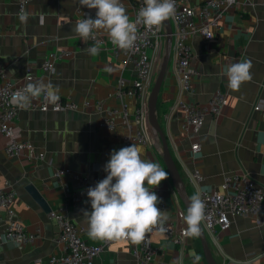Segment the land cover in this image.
Returning a JSON list of instances; mask_svg holds the SVG:
<instances>
[{
  "label": "crops",
  "instance_id": "0c3cea01",
  "mask_svg": "<svg viewBox=\"0 0 264 264\" xmlns=\"http://www.w3.org/2000/svg\"><path fill=\"white\" fill-rule=\"evenodd\" d=\"M200 7L206 0H187ZM132 0H122L127 15L133 20ZM95 9L79 4V0H31L25 12L26 23H21L17 0H0V71L13 81H23L31 74L33 83H52L63 99L77 104L75 111L43 113L29 108L20 109L15 136L31 142L44 160L36 162L23 156L9 159L4 154L8 139L0 133V186L6 182L16 192L14 215L8 216L0 208V236L9 222L20 219L27 232L39 229V237L32 244H10L0 240V264H49L53 256L65 253L57 242L59 228L49 213L32 198L26 188L33 185L51 210L68 205L72 221L84 230L90 244H100L87 234L82 210L91 211L86 190L105 178L103 166L112 150L136 144L142 155L158 163L167 171L160 142L152 133L151 143L141 145L129 139L130 130L120 115L115 127L102 126L104 110L127 106L132 116L135 100L122 101L112 96L121 78L134 77L131 65L125 66L122 57H114L107 46H100L96 56L85 53L95 43L83 41L74 31V25L84 14L95 17ZM100 37L107 36L103 30ZM189 42L193 48L191 67L194 91L181 88L172 55L163 81L157 106V116L167 135L172 154L180 164V171L191 198L200 188L223 192L222 182L227 175L247 174L264 189V0H239L237 7L225 14L212 40L194 35ZM66 51L55 60L53 74L43 70L42 63L50 54ZM250 60L252 79L239 90L228 87L226 69L230 64ZM106 67L111 71H106ZM221 90L229 98L228 107L221 116L208 117L200 135L202 152L196 159L190 153L191 135L183 127L184 114L175 108L177 100L203 104ZM90 101L92 106L83 103ZM100 102L103 112L95 107ZM262 103V109L255 106ZM70 170V175L56 177L58 170ZM197 169L203 175L198 186L188 179V172ZM86 179V182L81 179ZM155 191L165 204L169 222L176 227L184 225L186 209L170 177ZM77 198L75 203L73 200ZM219 245L212 247L218 264H264V209L261 217L237 216L231 218L229 228L219 234ZM152 243L156 249L157 264H193L190 253L200 257L198 264H207L198 237H186L183 244L155 233ZM135 257L131 244L119 240L107 248L94 264H133Z\"/></svg>",
  "mask_w": 264,
  "mask_h": 264
},
{
  "label": "built area",
  "instance_id": "2783aa9c",
  "mask_svg": "<svg viewBox=\"0 0 264 264\" xmlns=\"http://www.w3.org/2000/svg\"><path fill=\"white\" fill-rule=\"evenodd\" d=\"M30 2L31 0H17L19 12H25ZM238 2L239 0H206L200 7H195L189 4L187 0H175L176 12L174 17L170 18L174 32L172 55L175 58L176 72L184 92L192 93L194 91L193 76L196 74V71L191 67L193 48L189 42L190 38L200 34L205 40H212L225 14L234 10ZM131 4L133 21H135L138 10L143 6V0H132ZM86 16L95 18L90 14H84L80 20ZM137 28V41L134 48L128 51L113 46L108 36L100 37L95 32L96 39L102 42L101 46H107L114 57H122V63L125 66L131 65L134 70V77L130 80L121 78L112 94L114 98L120 101L125 97L135 100L136 108L132 116L124 104L121 110L116 108L104 110L105 118L102 126L113 129L116 125L115 118L120 115L129 127V139L137 144L148 145L151 143L153 133L148 120V102L164 54L166 35L164 24L154 31L147 30L143 25H138ZM67 54L63 50L50 54L42 63L43 70L53 74L56 70L55 60ZM33 81V76L28 74L22 82H15L4 71H0V133L9 141L4 148V154L9 159H20L23 156L34 162L45 159L44 154L38 152L31 142L18 140L15 136V126L21 108L11 102V97L16 90L22 89L27 83ZM228 104L229 98L221 90L215 92L203 104L184 100L176 101L175 108L184 114L183 127L191 135L190 153L193 159H196L202 152L200 135L207 118L221 116ZM83 105L87 108L92 106L90 101H85ZM262 106V103L257 104L255 110H261ZM95 107L98 111L103 112V106L100 102H97ZM28 108L43 113H58L75 111L78 106L61 96L55 104H51L46 102L42 95L32 99ZM64 175H70V170H58L55 176ZM188 179L192 184L198 186L204 180L202 173L197 169L188 172ZM81 181L86 182V179L82 178ZM221 187L223 192L204 188H200L198 191L206 205V219L201 224L211 247L219 245V234L229 228L232 217L256 216L260 218L264 209V189L247 174L227 175ZM73 201L76 203L77 198H74ZM15 202L16 192L6 182L4 186H0V208L8 216H13ZM158 207L163 210L165 204L161 202ZM49 217L56 222L59 228L57 242L63 244L65 248V253L62 256L51 257L49 264H94L97 257L119 241L104 240L95 245L88 243L84 237V230L72 221L68 205L51 210ZM164 227L163 233L159 231L158 227H154L146 233L145 242L139 245L132 244L128 239H120L133 247L135 257L133 264H157V252L152 243V235L155 233L163 234L181 244L186 240L184 235L185 221L184 225L179 228L166 221ZM39 233V229L34 233L27 232L23 222L16 219L9 222L5 232L0 236V240L10 244H32L39 237ZM36 264H41V262L38 261Z\"/></svg>",
  "mask_w": 264,
  "mask_h": 264
},
{
  "label": "clouds",
  "instance_id": "9594fccd",
  "mask_svg": "<svg viewBox=\"0 0 264 264\" xmlns=\"http://www.w3.org/2000/svg\"><path fill=\"white\" fill-rule=\"evenodd\" d=\"M79 4L96 10L95 18L86 16L73 27V31L83 41H95L92 47L84 50L89 56H96L100 51L102 42L96 39L95 32L103 30L113 46L128 51L134 48L137 41L138 25L154 31L174 17L176 12L175 0H143V6L133 21L127 15L122 0H79ZM28 18L26 12L19 14L21 23H26ZM251 68L252 63L247 59L230 64L226 69L228 87L239 90L245 81H250ZM105 70L112 69L106 67ZM42 95L51 104L59 100L58 90L52 83L38 81L29 82L16 90L11 102L26 109L32 99ZM103 171L106 173L105 178L86 190L91 211L82 210V216L88 226V236L105 241L128 239L132 244L139 245L145 242L146 233L154 227L163 233L169 215L158 207L161 198L151 189L168 179L169 173L158 163L145 159L142 148L136 144L112 150ZM205 208L199 192L191 196L184 215L186 237H199L202 234ZM190 255L193 264H198L200 257L194 252ZM181 262L182 258H178L174 264Z\"/></svg>",
  "mask_w": 264,
  "mask_h": 264
},
{
  "label": "water",
  "instance_id": "95a60500",
  "mask_svg": "<svg viewBox=\"0 0 264 264\" xmlns=\"http://www.w3.org/2000/svg\"><path fill=\"white\" fill-rule=\"evenodd\" d=\"M165 26V35H166V43L165 50L162 57V61L157 71L156 79L154 86L151 90L148 102V120L151 126L152 131L157 136L160 146H161V154L169 173V177L172 181V184L178 194L180 200L182 201L186 211L190 202V197L187 193L186 182L182 177L181 171L177 167L175 158L172 154L169 141L167 135L165 134L161 124L159 122L157 116V106L159 101V94L167 74L171 56H172V48H173V26L171 19L163 23ZM27 192L32 196V198L43 208V210L47 213L51 212V208L48 206L47 202L41 195V193L31 184H29L26 188ZM202 234L198 237L201 243L202 252L207 264H218L215 260L212 247L208 241L204 228L201 224Z\"/></svg>",
  "mask_w": 264,
  "mask_h": 264
},
{
  "label": "trees",
  "instance_id": "16d2710c",
  "mask_svg": "<svg viewBox=\"0 0 264 264\" xmlns=\"http://www.w3.org/2000/svg\"><path fill=\"white\" fill-rule=\"evenodd\" d=\"M160 122V121H159ZM176 161V164H177V167L179 168V170L181 169V167H180V164L177 162V160H175Z\"/></svg>",
  "mask_w": 264,
  "mask_h": 264
}]
</instances>
